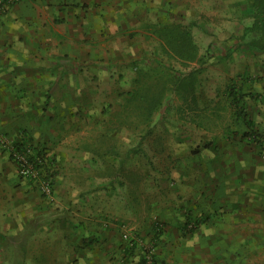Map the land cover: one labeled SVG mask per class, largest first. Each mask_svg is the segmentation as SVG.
<instances>
[{
	"label": "rangeland",
	"instance_id": "1",
	"mask_svg": "<svg viewBox=\"0 0 264 264\" xmlns=\"http://www.w3.org/2000/svg\"><path fill=\"white\" fill-rule=\"evenodd\" d=\"M0 19V264H264V185L248 198L239 187H224L233 191L231 203L245 201L225 214L231 231L205 224L183 235V202L201 196L202 182L197 186L189 176L183 182L179 162L164 153L125 155L139 115L128 112L118 121L122 93L135 86L134 61H162L181 72L199 66L168 57L141 24L189 27L206 54L200 99L223 106L222 127L235 130V142L222 145L220 156L209 153L214 169L205 186L214 192L227 173L228 165L220 164L243 155L231 144L240 140L243 146L242 132L250 130L248 122L231 118L228 83L246 93L251 124L264 134V49L242 39L253 21L244 0H22ZM181 102L170 98L156 116L158 133L178 137L170 144L174 155L206 135L227 139L213 125L208 131L181 128L174 111ZM206 121L214 124L210 116ZM26 147L38 163L32 177L19 173L12 155ZM259 153L264 166V148ZM248 173L251 179L260 175ZM45 179L51 180L49 193ZM158 222L164 229L159 240Z\"/></svg>",
	"mask_w": 264,
	"mask_h": 264
},
{
	"label": "trees",
	"instance_id": "2",
	"mask_svg": "<svg viewBox=\"0 0 264 264\" xmlns=\"http://www.w3.org/2000/svg\"><path fill=\"white\" fill-rule=\"evenodd\" d=\"M244 1L249 10L253 12V21L245 29L242 39L252 43L255 47L264 49V0ZM79 6L81 5L79 4ZM81 8H83V5ZM141 28H143V32L147 34H145L146 36L156 37L160 42L163 52L168 57L177 58L182 64L188 66L193 62H198L199 66L193 68L189 72H181L173 68V66L165 65L162 61H156V65L154 66L149 64L141 65L138 61H134L137 73L134 77L135 86L133 89L122 93L126 102L122 104L123 109L121 118H119L118 121H125L124 117L128 112L132 114L137 113V115H139V120L137 122L138 127H132L131 129V134L133 136L131 141H133V143L127 142L125 155L131 156L139 154L140 152L146 154L152 152V154L159 156V154L164 153L166 154V158L169 157L172 158L174 162L175 160L179 162L176 164V168L182 172V179H185V176H189L188 178L191 182L197 186L202 182V188L199 190L201 191V196H190L187 198L186 202H183L184 205H187L185 210L188 207L185 213V219H182L178 225L183 235H189L193 233V230H199L205 224H215L219 228L217 231H231L226 228L225 214L233 213L239 206L244 205L245 201L239 200L236 204L231 203V197L234 196H231L233 191L227 194L224 187H239L238 191H240L238 194L242 198H248L251 197V195H259L261 192L258 191V187L264 185V174H261L264 171V166H262L259 161V157L261 156L259 150L264 148V134H261L256 130V127L251 124L253 121L249 118L246 105V93L243 92L240 85L238 88L230 83L226 86L228 91L226 96V99H228L227 103L229 105H235L234 111L231 114L233 122H240L241 124L243 122H248L250 130L247 129L242 132L243 137L241 140L243 146L240 140L236 142L237 144H231L234 145L235 149L233 153H238L239 150H241L243 155H229V158L225 160V165L220 164V168H226L228 165L225 171L227 173L220 175L218 178L220 183H216V188L213 192L211 188L205 186L208 180L207 178H210L208 172L214 169V165H212L214 159L213 156L209 158V153L220 156L225 149L222 145L230 143L231 141L235 142V130L231 128L230 124H224L222 127L223 121L218 114L224 109L223 106H221L220 109L216 107L212 108L209 104L203 103L200 99V93L202 92L200 89L202 85L201 73L205 69L203 64L205 63L206 54L201 53L199 44L195 41L191 29L189 27L186 28L179 22H163L162 20H158L157 22L148 21L141 24ZM120 32H122V34L126 33L124 29ZM134 33L135 32H132L131 35H134ZM209 51L208 48L207 53H209ZM175 96L182 100V105L178 106V109H174L178 117L183 119H180L182 121L181 128H189L192 130L195 128H203L208 131L210 130L209 127L213 125V127L210 128H220V131H222L223 135L227 136V139H219L218 136L213 138L209 136L206 138V135L203 139L201 138L200 142L196 145H189L187 150L184 151V154L174 155L173 148L170 147V144L177 143L178 137L170 138L168 133L164 131L158 133L156 116L160 114L163 108H166V103L169 99ZM209 116L212 117L214 124L206 121V118ZM174 120V125L177 124L175 127L178 128L179 119L174 118ZM192 123H194L196 127H188L191 126ZM155 132L157 135L152 137ZM221 142H223V144H221ZM19 147L22 148V145ZM228 147L229 146L226 147V151ZM245 147L249 149L252 148V153H248ZM250 170L258 171L260 175L255 179H251L248 176V171ZM237 174L239 175L237 176ZM238 183H240L241 186H238ZM213 195L217 196V198H212ZM191 200L194 201L192 202ZM195 201L196 204H194ZM187 202H189L190 205L192 204L191 207L188 206ZM227 205L229 207H227ZM222 221L224 222V228L222 227ZM163 233V223H156V239L159 240ZM200 235H204L203 232H201ZM211 237V234L208 235V239Z\"/></svg>",
	"mask_w": 264,
	"mask_h": 264
},
{
	"label": "built area",
	"instance_id": "3",
	"mask_svg": "<svg viewBox=\"0 0 264 264\" xmlns=\"http://www.w3.org/2000/svg\"><path fill=\"white\" fill-rule=\"evenodd\" d=\"M20 1L22 0H0V17ZM31 152L32 150L29 147H26V149L14 148L12 150V155L20 164L19 173L24 177L37 175L38 163L34 160V155ZM43 188L46 193H49L52 189L51 180L45 179Z\"/></svg>",
	"mask_w": 264,
	"mask_h": 264
},
{
	"label": "crops",
	"instance_id": "4",
	"mask_svg": "<svg viewBox=\"0 0 264 264\" xmlns=\"http://www.w3.org/2000/svg\"><path fill=\"white\" fill-rule=\"evenodd\" d=\"M1 20H2V19H0V21H1ZM186 178H187V177H186ZM181 180H182L183 182L186 181L185 179H182V178H181ZM188 181L191 182V180H190L189 178H188ZM191 183H192V182H191ZM77 207H78V206H77ZM76 209H77V208H76ZM178 224H179V223H178ZM72 225L75 227V226L78 225V223H74V224H72Z\"/></svg>",
	"mask_w": 264,
	"mask_h": 264
}]
</instances>
